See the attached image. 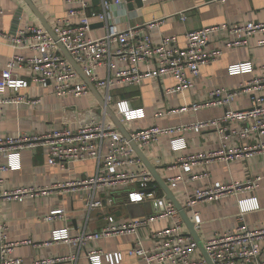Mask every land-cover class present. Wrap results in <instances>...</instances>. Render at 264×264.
Here are the masks:
<instances>
[{
  "label": "built area",
  "instance_id": "built-area-1",
  "mask_svg": "<svg viewBox=\"0 0 264 264\" xmlns=\"http://www.w3.org/2000/svg\"><path fill=\"white\" fill-rule=\"evenodd\" d=\"M0 0V17L4 14ZM24 3V0H19ZM68 5L66 15L59 17L53 27L58 41L70 53L83 73L97 89L104 93L106 103L113 100L112 89L121 86H139L148 79L172 77L176 84L168 88L169 93H183L196 86L195 79L204 66L216 61L221 49H211V36L219 31L228 30L231 39L228 48L247 44L248 38L255 33L264 32V22L234 23L215 25L190 30L185 34V45L180 46L178 37L163 36L159 42L151 38L148 26L118 27L112 20V9L124 0H102L100 9H90L87 0H65ZM147 1V0H143ZM185 15H183L184 17ZM92 19L103 23L105 33L99 37L90 35ZM56 41L41 24H30L15 32L4 31L0 27V45L13 49V54L0 69V94L12 90L16 94L13 102H21L22 91L31 84L44 87L51 86L59 96L73 95L79 97L90 93L89 86L61 51ZM264 45V39L260 41ZM22 51H31L34 55H23ZM103 67L115 69L113 75L101 77L99 70ZM264 70V65L262 66ZM255 66L251 61L238 62L228 66L229 75L249 74ZM29 72V77H22L21 72ZM251 95L248 109H228L215 119L201 120L176 127L152 125L130 132V137L141 148H148L163 135H176L186 131L201 132L215 128L219 136L225 139V133L231 132L240 141L253 144L238 145L228 148L225 143L220 149L207 153H196L179 159L184 172L189 173L192 165L210 162L218 158L234 159L249 156L254 151H264V73L242 83L237 89L217 88L210 92L209 99L203 103H193L182 107V111H197L205 106L231 104L242 94ZM7 101V100H6ZM122 114L129 112L128 103L121 101ZM103 113L104 110H102ZM135 116L142 117L143 110H135ZM228 124L236 127L228 129ZM173 151L186 148L183 138H174L170 142ZM46 147L48 163L59 164L66 168L76 162L95 161L97 173L94 176L64 183L44 186H20L0 193V199L23 201L55 191L90 186L97 188H126L128 203L150 202L152 212L149 215L134 217L130 221L118 223L114 212L105 215V225L96 232L71 235L70 227L56 229L52 242L68 245L85 246L88 242L100 240L112 235L137 234L141 228L148 227L160 219H169L171 224L156 231L154 236L160 240L152 248H145L138 241L128 252L130 255L144 259L148 264H208L204 258H198V245L189 234L182 217L174 203L167 199L154 176L144 165L130 141L111 123L98 119L88 124H81L77 129L57 128L44 134L20 133L17 136H0V173L20 170L21 153L28 148ZM207 173L194 178H201ZM264 179L258 176L246 182H232L196 189L187 194L183 206L197 230L201 217L195 206L204 201L224 197L234 190L253 191ZM181 175L169 177L168 186L177 187ZM3 180L0 178V183ZM243 213L260 207L257 197L239 199ZM88 211L102 213L105 209L102 201L89 195L86 203ZM65 209L52 210L45 219L50 221L65 219ZM264 239V229H253L241 223L235 229L216 235L205 245L214 264H264V253L258 241ZM19 243L9 240L6 228L0 225V264H22L14 254ZM103 251L87 252L89 264H103ZM69 257L45 259L35 264H54L69 260Z\"/></svg>",
  "mask_w": 264,
  "mask_h": 264
},
{
  "label": "crops",
  "instance_id": "crops-1",
  "mask_svg": "<svg viewBox=\"0 0 264 264\" xmlns=\"http://www.w3.org/2000/svg\"><path fill=\"white\" fill-rule=\"evenodd\" d=\"M87 1L90 9L101 8L102 0ZM34 3L52 28L56 20L66 15L68 10L65 0H34ZM130 5H133V9ZM1 7L4 14L0 17V27L4 31L11 32L14 26H17L18 30L30 24L41 25L25 2L2 0ZM20 9H23V15L16 24ZM111 15L113 22L120 28L152 24V28L148 30L154 42H159L163 36L174 35L178 37L180 46H184L185 34L190 30L223 24L264 22V0H147L142 7L135 1L130 4L128 0H124L121 5L113 7ZM104 33L103 23L92 19L90 35L99 37ZM230 39L228 30L216 32L211 36L210 48L221 49L222 55L202 68L195 79L196 86L193 89L183 93H169L168 88L176 84L174 78L148 79L139 86L113 88V100L107 105L129 133L152 125L168 128L191 124L219 118L228 109L250 108L251 95L245 93L226 106H205L197 111L181 110L185 105L206 102L210 92L217 88L237 89L242 83L264 73V45L260 44L264 39V32L253 34L248 38L247 44L241 47L228 48L226 44ZM13 52L11 47L0 45V69L6 66ZM21 53L35 54L31 51ZM247 61L254 64V72L235 76L228 74L229 65ZM114 72L115 69L103 67L99 70V75L108 77ZM21 74L22 77H29V72L22 71ZM97 90L104 99L103 91ZM15 96L12 90L4 95L0 94V136H17L20 133L44 134L61 127L77 129L81 124L98 119L106 120L118 129L92 91L79 97L59 96L51 86L31 84L22 91L24 99L21 102L11 101ZM121 101L128 103L129 112L125 115L121 112ZM139 109L143 110L144 115L136 118L134 111ZM236 126L227 125L228 129ZM174 138H183L186 148L173 151L170 142ZM254 140L255 138L251 141H240L229 131L225 133L224 139L215 128H209L201 132L186 131L176 135H163L152 146L142 150L165 181L172 176H182L177 187H171V190L184 206L187 194L196 189L208 188L218 182L243 183L263 176L264 151H254L249 156L234 159L218 158L192 165L189 173L184 172L179 164L180 158L220 149L223 143L228 148H234L239 144H253ZM21 165L20 170L0 173L3 180L0 183V193L20 186H44L75 181L97 173V164L91 160L72 163L66 168L59 164L50 165L46 147L22 151ZM203 173L207 175L194 178ZM90 194L103 202L105 209H102L101 214L88 211L86 203ZM251 197H257L260 207L243 213L238 201ZM55 209H65V219H45ZM195 209L201 217L202 222L197 232L204 245L216 235L235 229L241 223L253 229H264V179L253 191L234 190L219 199L201 202ZM111 212L116 215L118 223H123L134 217L149 215L152 209L149 202L128 203L126 188L94 190L86 186L55 191L23 201L0 199V225L6 228L10 241L19 243L14 249V254L22 260V264H35L36 261L61 257L70 259L54 264H89L87 252L92 250L103 251V264H148L141 257L130 255L128 251L138 241H141L145 248L156 247L160 240L154 233L171 224L169 219L157 220L150 226L141 228L137 234L112 235L90 241L85 246L68 245L62 241L50 243L54 230L60 228L70 227V234L74 236L99 231L106 223L105 215ZM258 246L264 253V239L258 241ZM201 257L204 258L198 248V258Z\"/></svg>",
  "mask_w": 264,
  "mask_h": 264
},
{
  "label": "water",
  "instance_id": "water-1",
  "mask_svg": "<svg viewBox=\"0 0 264 264\" xmlns=\"http://www.w3.org/2000/svg\"><path fill=\"white\" fill-rule=\"evenodd\" d=\"M132 1H135L136 4L139 7H142L144 5L143 0H128L130 4H132ZM24 2L27 4L29 9L36 15L40 23L46 28V30L50 33V35L58 41V37L56 33L54 32L53 28L48 24L40 10L37 8L36 4L34 3V0H24ZM130 8L133 9V5H130ZM23 15V9H20L17 14L16 18V24L18 23L19 19ZM17 30V26L13 27V31L15 32ZM58 45L61 49V51L64 53L66 58L70 61V63L73 65V67L76 69V71L79 73L81 78L84 80V82L89 86L90 90L93 92L95 96L98 97L100 104L102 107H104L105 111L110 115L111 119L114 121L115 125L118 127V129L123 133V135L130 141L131 146L133 149L136 151L137 155L141 158L145 166L148 168V170L151 172V174L154 176L156 182L161 186L162 190L166 194V198L171 200L176 208L179 211L180 216L182 217L189 234L194 238V240L197 242L198 248L200 252L202 253L204 259L207 261L208 264H214L213 261L211 260L210 256L207 253L206 247L204 243L201 241L197 230L195 229L194 223L190 220L189 216L187 215L186 210L182 206V204L176 199L175 195L173 194L171 188L168 186L167 182L165 179L160 175L158 172V169L156 166H154L149 159L147 158L145 152L142 150V148L131 139L130 133L126 130L124 125L121 123L120 119L112 112L111 108L101 94L98 92L97 88L95 85L91 82V80L83 73L81 67L76 63V61L73 59V57L70 55V53L65 49V47L58 41Z\"/></svg>",
  "mask_w": 264,
  "mask_h": 264
},
{
  "label": "rangeland",
  "instance_id": "rangeland-1",
  "mask_svg": "<svg viewBox=\"0 0 264 264\" xmlns=\"http://www.w3.org/2000/svg\"><path fill=\"white\" fill-rule=\"evenodd\" d=\"M149 204H150V202H149ZM151 205V204H150Z\"/></svg>",
  "mask_w": 264,
  "mask_h": 264
}]
</instances>
